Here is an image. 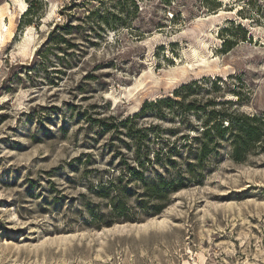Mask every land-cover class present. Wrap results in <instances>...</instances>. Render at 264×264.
Masks as SVG:
<instances>
[{
  "label": "rangeland",
  "instance_id": "374dc122",
  "mask_svg": "<svg viewBox=\"0 0 264 264\" xmlns=\"http://www.w3.org/2000/svg\"><path fill=\"white\" fill-rule=\"evenodd\" d=\"M0 35V264H264V143L197 158L264 113V0H0Z\"/></svg>",
  "mask_w": 264,
  "mask_h": 264
},
{
  "label": "trees",
  "instance_id": "16d2710c",
  "mask_svg": "<svg viewBox=\"0 0 264 264\" xmlns=\"http://www.w3.org/2000/svg\"><path fill=\"white\" fill-rule=\"evenodd\" d=\"M32 8H33V3H31L27 12H25V15L28 13V11L32 10ZM180 89L182 91L184 89H191L192 91V85L184 84L181 86ZM185 97H186L185 95L176 92L174 98L164 97L156 100L151 104L145 103L143 107L144 109L143 113L148 107H150V105L160 109L163 106H167V107L177 106L180 109V111H182L183 113L189 111L196 112V110L201 109V105H197L196 99H192L188 101L185 100L186 99ZM140 113L135 114V116ZM213 113L214 111H210L209 119H207L205 122L206 128L203 130L202 133L204 141L201 142V145L197 152V158L199 161H202L204 158H206V156L211 152V150L214 147V146L211 147V142L209 139L213 131L221 136H224L226 133L230 134L229 138L231 140L230 141L231 156L236 161H244L248 157L250 152H252L256 147L264 143V136H263L264 113L245 114V113L232 112V114L228 115L227 117H222V116L215 117ZM223 121H227V124L225 125ZM126 122L128 123V120L122 121L121 123L127 124ZM130 134L135 138V144H136L135 151L137 152L139 157L138 163L143 164L140 159L141 156H143L142 146L144 143L142 141L144 138L147 137V132L145 129H141V130L139 129L135 131L131 130ZM144 156H146L147 159L150 160L149 158L150 155L148 152H145ZM194 166H195L194 163H190L189 165L190 170H192ZM136 175L143 177V172L137 171ZM158 179H159L158 181H154L153 183H146L147 193H150L151 195L155 194L157 196L156 198L161 199L164 196V193L167 192L166 190L177 188V185L174 183V181L167 182L162 178H158ZM154 207L156 211H159L160 207H158V205H154Z\"/></svg>",
  "mask_w": 264,
  "mask_h": 264
},
{
  "label": "bare ground",
  "instance_id": "6f19581e",
  "mask_svg": "<svg viewBox=\"0 0 264 264\" xmlns=\"http://www.w3.org/2000/svg\"><path fill=\"white\" fill-rule=\"evenodd\" d=\"M0 38H2L1 35H0Z\"/></svg>",
  "mask_w": 264,
  "mask_h": 264
}]
</instances>
